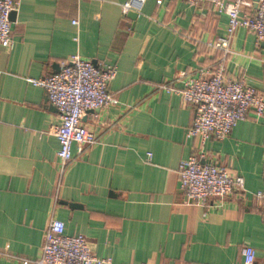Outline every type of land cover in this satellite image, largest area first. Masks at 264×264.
<instances>
[{
    "label": "crops",
    "instance_id": "obj_1",
    "mask_svg": "<svg viewBox=\"0 0 264 264\" xmlns=\"http://www.w3.org/2000/svg\"><path fill=\"white\" fill-rule=\"evenodd\" d=\"M127 1L17 0L12 47L0 46V264L39 257L50 218L113 264H237L244 246L264 264V208L237 192L187 203L177 174L201 152L203 163L240 174L248 192L264 190V119L250 113L227 138L201 144L187 136L194 109L157 88L209 65L202 45L225 36L226 15L208 4L144 0L133 20ZM74 54L116 66L109 90L118 105L85 113L98 142L81 155L73 145L61 176L59 113L29 78ZM224 61L229 76L264 92V43L254 34L238 29Z\"/></svg>",
    "mask_w": 264,
    "mask_h": 264
},
{
    "label": "built area",
    "instance_id": "obj_2",
    "mask_svg": "<svg viewBox=\"0 0 264 264\" xmlns=\"http://www.w3.org/2000/svg\"><path fill=\"white\" fill-rule=\"evenodd\" d=\"M191 6L208 4L227 17L226 34L202 45L210 58L209 65L198 70L197 75L184 71L157 86L170 94H177L183 104L194 109L187 136L197 137L201 144L208 139L227 138L235 125L252 113L264 119V92L245 83L242 77H232L226 72L224 60L229 53L231 38L240 29L255 36L256 45L264 43V0H185ZM144 0H128L122 5L124 13L139 12ZM17 8V0H0V46L11 48L13 44L10 13ZM72 24H77L74 20ZM200 44L199 41L196 45ZM221 58H214L217 51ZM212 58V59H211ZM116 66L95 64L78 54L61 62L58 71L29 82L41 87L48 102L57 108L59 125L54 134L59 143L57 161L62 176L73 158L72 146L81 155L87 146L98 142L96 134L82 124L88 111L118 105V99L109 90L115 77ZM204 155L191 154L179 163L177 174L179 187L187 203L205 206L209 199L222 202L233 193H248L264 208V190L248 192L244 180L229 166L203 163ZM242 260L237 264H253L255 251L244 246ZM22 264H113L110 258L96 256L82 234L67 235L64 223L50 218L45 227L41 253L35 260H23ZM144 264V263H142ZM195 264H207L197 262Z\"/></svg>",
    "mask_w": 264,
    "mask_h": 264
},
{
    "label": "water",
    "instance_id": "obj_3",
    "mask_svg": "<svg viewBox=\"0 0 264 264\" xmlns=\"http://www.w3.org/2000/svg\"><path fill=\"white\" fill-rule=\"evenodd\" d=\"M130 18H132L133 20L137 17V14L133 11L128 12L127 14ZM13 16H14V12L10 13V20H13Z\"/></svg>",
    "mask_w": 264,
    "mask_h": 264
}]
</instances>
